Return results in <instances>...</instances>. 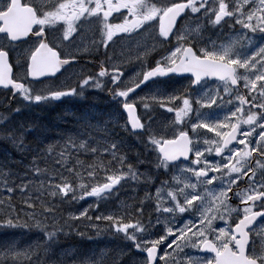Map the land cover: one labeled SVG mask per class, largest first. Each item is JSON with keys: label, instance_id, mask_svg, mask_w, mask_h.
Listing matches in <instances>:
<instances>
[{"label": "snow or ice", "instance_id": "obj_1", "mask_svg": "<svg viewBox=\"0 0 264 264\" xmlns=\"http://www.w3.org/2000/svg\"><path fill=\"white\" fill-rule=\"evenodd\" d=\"M93 24L99 44L84 50L103 55L99 71L47 83L77 60L61 44ZM141 30L156 43L128 72L110 44ZM185 74L186 87L167 86ZM0 89V144L30 157L0 160V264H264V0H0ZM91 91L116 111L95 121L67 113L76 130L56 139L38 124L11 125L16 97L41 106ZM129 186L134 194L116 204ZM89 197L78 214L58 216L57 201ZM73 235L120 246L57 252Z\"/></svg>", "mask_w": 264, "mask_h": 264}, {"label": "trees", "instance_id": "obj_2", "mask_svg": "<svg viewBox=\"0 0 264 264\" xmlns=\"http://www.w3.org/2000/svg\"><path fill=\"white\" fill-rule=\"evenodd\" d=\"M82 105V102L79 100H74L72 98H65L63 102H53L49 105H41V106H25L23 102H18L15 100L14 103L11 104V108L21 107L22 111L19 113L12 112L11 114V125L19 126L20 124L24 125H32L38 124L43 128L48 129V136L51 139L58 138V133L66 132L67 130H72L73 126H75V121L71 118V116L67 115V113H82L80 110H76L78 107ZM7 114V110L4 108L0 109V118ZM35 133H32L28 136L29 143L35 138ZM122 135V134H121ZM130 148L137 146H133L130 140L126 143ZM35 146V145H33ZM5 157H9L11 160H24L27 163V160L30 159L29 156L21 157L19 153L13 152L11 148L7 145L0 144V160H3ZM130 157V155H129ZM23 165L17 164L14 165V168L19 171ZM93 198L89 197L84 201H71L67 203L60 204L58 201L59 212L58 216L62 215L63 217L67 214L70 209H74L81 206H87L91 204ZM33 233V232H32ZM32 233L26 234L21 237L20 240L30 236ZM79 237L73 235L70 238L61 237L60 242L64 244H75L76 240Z\"/></svg>", "mask_w": 264, "mask_h": 264}, {"label": "rangeland", "instance_id": "obj_3", "mask_svg": "<svg viewBox=\"0 0 264 264\" xmlns=\"http://www.w3.org/2000/svg\"><path fill=\"white\" fill-rule=\"evenodd\" d=\"M153 2H156V0H153ZM160 2H163V0H160ZM146 32H144L143 34H145ZM156 43L154 40L149 38V35H144L142 41H140L138 44H134V42L130 39L125 40L122 42L121 47L119 48V50L117 51L116 55L121 56L123 61L126 63V61H128L129 58H131L134 55H139L140 52H142L143 47L148 45V44H153ZM173 43H175V41H173ZM158 47V44H157ZM152 54V53H151ZM151 56V55H149ZM130 65V63H128ZM74 81V76L72 73H68L67 75H65L63 78L59 79V81L54 82V83H64V84H72V82ZM169 88H171L169 85H167ZM183 86V85H181ZM178 89H180V87ZM34 87H42V86H34ZM172 89V88H171ZM175 89H177V86H175ZM112 113H114V111H111ZM132 187L133 186H129L126 189L122 190L119 193V199L116 200V202H120V200H128V197L132 196L134 193L132 191ZM139 195H143V192L140 191ZM130 202V201H129ZM93 203V200L92 202ZM88 206V205H87ZM87 206H81V207H77L74 209H70L67 214L64 216L65 218L68 217V215L71 214H78L79 211H81L83 208L87 207ZM112 207V206H111ZM78 226L83 227V225L80 224V222H75ZM91 233V232H90ZM37 239V234L34 231L30 236L23 238L21 240V243H24L28 240H36ZM73 246H77L79 247L81 250L84 251H95V252H99L101 249H104L105 247H108L110 249L115 250L117 247H119V243H116L114 238H107V239H101V237H94L93 240H81L79 238V240L75 241V245H71V246H66L64 247V244L59 242V244L56 247V251L60 252L61 249H70ZM116 246V248L114 247ZM112 256H115V251H113L111 253Z\"/></svg>", "mask_w": 264, "mask_h": 264}, {"label": "flooded vegetation", "instance_id": "obj_4", "mask_svg": "<svg viewBox=\"0 0 264 264\" xmlns=\"http://www.w3.org/2000/svg\"><path fill=\"white\" fill-rule=\"evenodd\" d=\"M114 15L118 16L119 14H114ZM60 36H61L60 32H53L52 35H50L49 39H53L55 37L56 39L54 42L60 43V40H59ZM213 38L215 39V36H213ZM92 40H95V42L99 44L100 37L97 33L96 25L94 24L86 26V30L83 33L79 34L71 42H64L63 44H61V48H63L65 52H74L78 54L76 62L71 67H69L67 72L75 71L76 74H78L81 71H85V72H96V71L98 72L99 71V63L104 60L103 55H100L99 60H97L95 58V54L89 55L88 52L84 50L85 46H88V51H92L91 44H90V41ZM24 47H27V46H24ZM116 47H117V43L110 44V49L115 50ZM102 51L103 49H101V52ZM136 57L137 56L135 55L133 59L131 60L132 67H135L139 63V61L136 60ZM145 62L148 65H151L154 62L153 56L152 55L148 56ZM75 64H76V67L74 66ZM186 76L187 75L177 78L178 81H180V83L183 84V86H181L180 88L186 87L190 83L189 80L186 78ZM209 87H215V85L210 84ZM213 108H215V105L213 106ZM173 115L174 114H168V117L171 118ZM219 224L220 226H224L223 222H219Z\"/></svg>", "mask_w": 264, "mask_h": 264}, {"label": "bare ground", "instance_id": "obj_5", "mask_svg": "<svg viewBox=\"0 0 264 264\" xmlns=\"http://www.w3.org/2000/svg\"><path fill=\"white\" fill-rule=\"evenodd\" d=\"M130 64H131V61H130ZM76 110H80V111H82V113H85L86 111L91 110V111H93L94 113H96L98 115L99 119L106 118L110 113H112L111 112L112 108L110 106H108V105H106V106H104V107H102L100 109L92 108V107L86 106V105H82V106L78 107ZM131 148H134L137 151H140V150H138L135 147L131 146ZM130 158L135 163V156L132 155L131 153H130ZM143 167H145V166H141V168H143ZM118 243H119V246H120V242H118ZM114 247L116 248V246H114Z\"/></svg>", "mask_w": 264, "mask_h": 264}]
</instances>
